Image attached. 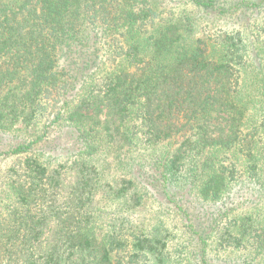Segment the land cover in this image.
Returning <instances> with one entry per match:
<instances>
[{
  "label": "trees",
  "instance_id": "obj_1",
  "mask_svg": "<svg viewBox=\"0 0 264 264\" xmlns=\"http://www.w3.org/2000/svg\"><path fill=\"white\" fill-rule=\"evenodd\" d=\"M263 252L264 0H0V264Z\"/></svg>",
  "mask_w": 264,
  "mask_h": 264
},
{
  "label": "rangeland",
  "instance_id": "obj_2",
  "mask_svg": "<svg viewBox=\"0 0 264 264\" xmlns=\"http://www.w3.org/2000/svg\"><path fill=\"white\" fill-rule=\"evenodd\" d=\"M31 134H32L31 132L23 131V132H19V137H22V138L31 137ZM198 229H200V232H201L202 236L205 237L208 240V242H209V252H211L210 249L212 248V252H211L212 255H214L215 257L223 258V257H225L228 254V253H225L223 251V249L219 248L220 250H218V247L216 245V241H218V240H217L216 231H214L215 229H213V228L212 229L211 228H205V226H202V227L200 226V227H198ZM217 229H219V228H217ZM239 255H242V254L241 253L231 254L229 256V259L230 258H234L235 259V257H237ZM255 258H256L255 259L256 261H259V262L262 261L264 259V252H263V256H260V255L256 254Z\"/></svg>",
  "mask_w": 264,
  "mask_h": 264
}]
</instances>
